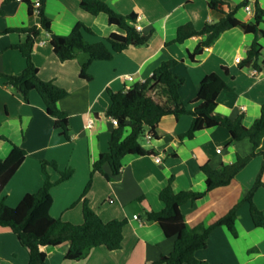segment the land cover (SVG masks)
<instances>
[{"label": "crops", "instance_id": "1", "mask_svg": "<svg viewBox=\"0 0 264 264\" xmlns=\"http://www.w3.org/2000/svg\"><path fill=\"white\" fill-rule=\"evenodd\" d=\"M122 15L136 14L143 34H150L148 44L131 47L109 61H95L89 68L93 77L86 81L80 77L81 65L87 54L80 52L77 58L61 62L54 54L49 32L43 31L36 40L33 60L44 81H52L68 92L58 107L69 117L71 140H67L55 128V118L48 114L38 92L30 93L26 103L0 78V159L6 160L14 147L27 152L0 199L10 207H16L27 194L36 193L44 183L42 162H55L57 170L49 167L51 180L60 178L59 172L74 171L72 178L51 191L53 204L50 215L75 224L82 223L81 205H75L91 177L93 164L101 154L108 152L109 143L116 129L107 116L111 105L109 90L126 91L135 84L147 81L165 61L177 60L174 74L185 80L180 95L187 109L196 108L194 103L202 81L206 76L219 74L230 90L218 98L217 112L236 119L243 116L245 127H251L261 115L264 104V67L240 68L251 44L253 34L240 27L223 33L210 47L197 55L193 53L206 37H192L184 43H170L178 28L192 23L201 30L208 23H217L223 13L210 9L209 0H102ZM226 10L233 9L245 0H223ZM264 9V0H252L253 13L245 8L236 17L245 24L255 21V7ZM27 1L0 0V74L20 75L26 68V59L13 47L27 40V35L7 30L40 28V16L31 11ZM52 33L66 36L82 23L94 35L85 39L95 43L119 29L110 25L108 16L91 15L80 7L79 0H48L44 6ZM264 30V24L261 25ZM264 48V40L260 42ZM264 52V51H263ZM241 58V62L236 59ZM227 68L229 74L224 73ZM257 70L258 73H255ZM127 77H133L129 81ZM92 121V124L90 122ZM193 122V116L185 114L176 118L167 116L158 125V139L145 138L142 145L153 150L149 155H128L122 161L120 175L107 180L103 175H93L89 193L91 208L105 221H127L123 230V247L118 251L95 248L83 260L66 259L70 244L60 247L42 246L48 264H154L163 255H170L175 238H168L157 223H147L146 213L160 212L165 204L160 192L174 179L177 191L203 192L206 177L201 166L208 163L213 169L229 165L237 156L252 152L249 140L233 141L224 127L198 132L192 139H181ZM161 158V162H156ZM263 166V158L256 157L226 187L216 188L195 203L181 207L186 222L192 228L203 224L210 226L224 217L255 184ZM104 171L111 175L109 166ZM264 182V172L262 175ZM254 202L264 212V188H260ZM138 218L135 219L134 217ZM234 237L224 226L209 236L208 245L199 250L196 257L210 264H264V228L257 227L245 203L238 211ZM0 264H29V256L17 236L8 228L0 227Z\"/></svg>", "mask_w": 264, "mask_h": 264}, {"label": "trees", "instance_id": "2", "mask_svg": "<svg viewBox=\"0 0 264 264\" xmlns=\"http://www.w3.org/2000/svg\"><path fill=\"white\" fill-rule=\"evenodd\" d=\"M31 11L33 6L29 0ZM40 28H17L7 30V33L17 32L27 35V40L14 46L26 59V68L20 75L0 74V78L6 79L10 86L26 103L29 102L30 93L36 91L42 97L49 115L55 118V128L67 139L71 140V128L69 117L62 112L58 103L67 97L68 92L52 81H44L39 74V68L33 60V50L36 40L43 31L50 33V42L55 56L61 62L71 61L77 58L78 53L87 54L88 59L81 65L80 77L91 81L89 68L95 61H109L118 53L131 47H142L148 44L150 34H143L134 25L136 14L122 15L114 11L102 0H79L80 7L98 16L106 14L110 25L119 29V33H113L95 43L85 39V34L94 35L93 31L82 23H78L71 33L60 36L52 33L51 25L44 13V6L48 0H40ZM251 0H245L233 9L226 10L227 4L223 0H209L212 10L223 13L217 23H208L201 30H197L192 23L178 28L176 38L170 43H184L192 37H206L199 43L193 53H189L192 61L197 55L204 52L226 31L240 27L244 32L253 34L255 40L247 51L246 58L240 64V68L261 69L264 67V48L260 43L264 40V9L259 3L255 7V21L252 24L241 22L236 13L249 6ZM2 12L0 11V15ZM177 60L163 62L152 76L141 84H135L126 91L113 92L109 90L111 105L107 116L116 119L118 125L113 131L108 152L101 154L93 164L89 182L75 203L81 205L82 223L75 224L61 218H53L50 209L53 204L51 191L57 185L70 180L74 174L72 169L59 172L60 178L54 182L48 172L51 167L57 170L55 162H42L44 183L33 194H27L16 207H10L5 199H0V227L10 229L18 238L29 256V264H48L47 256L41 251L42 246L60 247L65 243L70 244L66 259L80 261L85 259L95 248L118 251L123 247V230L127 221L111 220L105 222L90 206L89 193L93 186V175L99 173L107 180L120 175L122 161L128 155H149L153 150H147L141 140L158 139V125L167 116L179 118L189 114L193 116L190 130L180 136L181 139H192L205 129L215 127L226 128L233 141L249 140L252 144V152L247 156H237L234 163L223 165L213 169L208 163L201 166L206 177V190L203 192L177 191L173 187L174 179L169 180L168 185L160 192L159 198L165 204L160 212L150 211L146 213L147 223H157L168 238H175L174 250L170 255H163L154 264H210L200 261L196 257L199 250L208 245L210 234L219 227H226L234 237L238 236L236 222L238 211L243 204L250 205V214L257 227L264 228V212L254 202V196L260 188H264L262 175L264 172V104L261 107V115L254 124L247 128L243 124V116L236 119L229 118L217 112L218 98L224 91L230 88L219 74H211L202 81L194 103L199 105L194 109H187L184 105L180 90L185 80L176 74L173 69L178 65ZM227 75L229 71L223 68ZM0 140L7 139L0 135ZM27 156V152L19 147H14L6 160L0 159V195L6 188L18 168ZM256 157L263 158V166L253 187L246 196L240 200L224 217L216 223L205 226L200 224L194 228L186 222L181 207L187 203H195L202 199L210 191L229 186L236 176ZM109 166L111 175L104 171Z\"/></svg>", "mask_w": 264, "mask_h": 264}, {"label": "built area", "instance_id": "3", "mask_svg": "<svg viewBox=\"0 0 264 264\" xmlns=\"http://www.w3.org/2000/svg\"><path fill=\"white\" fill-rule=\"evenodd\" d=\"M19 1H24V0H19ZM29 1H30V3H31L32 6H33V12L39 15V14H40V10H41V8H42V2H41L40 0H29ZM251 1H252V0H251ZM245 9H246L249 13H253V11H252V9H251L250 6H247ZM134 25H135V27H136V29H137L138 31H142V27H141L140 24L138 23V17H137V20H136V22L134 23ZM49 37H50V34H49ZM236 61H237V62H241V58H237ZM254 72H255V73H258L257 70H254ZM127 79H128L129 81H133V80H134L133 77H127ZM112 121H113V123H114L116 126L118 125V122H117L116 119H112ZM90 124H92V121L90 122ZM156 162L160 163V162H161V158H156ZM134 218L137 219L138 217L135 216Z\"/></svg>", "mask_w": 264, "mask_h": 264}, {"label": "rangeland", "instance_id": "4", "mask_svg": "<svg viewBox=\"0 0 264 264\" xmlns=\"http://www.w3.org/2000/svg\"><path fill=\"white\" fill-rule=\"evenodd\" d=\"M141 142L143 143L144 142V139H142Z\"/></svg>", "mask_w": 264, "mask_h": 264}]
</instances>
